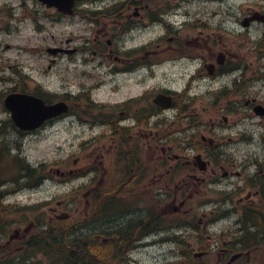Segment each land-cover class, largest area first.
Instances as JSON below:
<instances>
[{"label": "flooded vegetation", "instance_id": "af4514ba", "mask_svg": "<svg viewBox=\"0 0 264 264\" xmlns=\"http://www.w3.org/2000/svg\"><path fill=\"white\" fill-rule=\"evenodd\" d=\"M215 3L218 1L79 0L74 8L76 22L94 32V52L104 61L97 73L105 80L94 87L82 84L80 92H70V116L90 132L84 145L81 143L89 160L74 172L100 173V179L89 182L87 202L94 200L92 190L101 188L106 203L100 222L95 215L90 218L87 232L93 242L86 238L81 250L140 252L151 244L144 242V233L155 237L166 227L156 225L155 215L146 220L136 213L110 214L108 203L123 197L125 190L132 198L143 195L155 202L153 190L174 188L180 190L176 198L185 194L182 200L194 202L199 184L200 192L204 183H215L224 190L225 180L233 177L231 185L236 187L230 188L229 195L225 193L224 202L217 201L231 205L230 212L238 215L245 207L254 215L257 210L259 222L264 220V169L262 174L257 170L264 164L244 173V168L251 167L245 160L240 170L235 164L236 170H230L222 160L233 156L230 148L251 138L246 126L237 124L242 119L248 125L256 99L247 89L252 63H247L246 50L241 54L238 47L241 42L245 46L248 39L252 13L245 12L239 24L246 22L248 27L238 32L236 7ZM142 29L159 32L146 44H135L134 31ZM238 57L243 63H237ZM104 85L110 89L108 96L101 90ZM243 154L252 156L249 151ZM140 189L150 192L138 193ZM215 200L202 198L197 204ZM254 215H250L251 221L256 219ZM146 221L148 225L140 227ZM131 222L136 225L132 235L124 237L123 227L127 230ZM163 224L171 229L166 221ZM32 227L34 224L15 230L11 238L40 234ZM216 248L224 256L235 250ZM239 251V259L244 260L246 252Z\"/></svg>", "mask_w": 264, "mask_h": 264}, {"label": "rangeland", "instance_id": "374dc122", "mask_svg": "<svg viewBox=\"0 0 264 264\" xmlns=\"http://www.w3.org/2000/svg\"><path fill=\"white\" fill-rule=\"evenodd\" d=\"M260 1L264 6V0H232V4L236 6L242 5H256V2ZM32 5V3H30ZM6 5L8 12L4 13L2 10L0 12V126L3 127L2 134H0V144L5 142L9 149H13L12 154L20 153L22 157L25 158V161L30 163L32 166H41L44 165L45 174L50 175L43 183L38 186L32 187L30 189H23L16 197L18 200H15L14 195L9 197L13 203H18V205H28V209L18 208V212L26 214V211H33L35 215L32 218L36 217L48 221L49 216L47 214L40 215L38 214L41 211L47 210L50 206H55L58 200H64L63 207L60 208L58 213L60 214L63 211H69V208L73 210L77 205L79 208L73 211L74 218L66 222L64 226L71 225L74 220L84 219L85 212V202L78 199L77 203L73 205L71 200V193L74 185H77L78 182L84 181L83 179L69 181V182H60L57 179L55 168H69L72 166L73 158H69V155L74 150V147L69 145V139L72 136L74 139V132L70 126L69 120L61 122L59 124L52 125L46 129H42L38 134H30L25 138L24 141L21 140L20 136L17 137L16 133H13L12 126L10 127L8 120L11 117L10 112L2 107L1 102H3L5 95L8 93L11 87L16 85H21L25 89L36 87V83H40L44 88L49 91L58 92L59 95L70 91L73 89L76 82V74L80 75L82 70H86L84 63L81 64V56L77 54V61H73V55L69 53H61L54 55L48 51V48L58 46L63 48H70L74 45H79L80 41L74 39L77 35L76 33H81L82 31L78 30L77 24L71 23L70 21L63 22L62 25H53L51 21L40 18L41 22H36L34 17L31 15L32 11H40L39 7H23L21 5V0H0V6ZM41 6V5H39ZM36 8L38 10H36ZM238 15L241 14V9L235 10ZM42 12V11H41ZM30 14V15H29ZM39 20V19H38ZM258 25H254L251 29V42H248L247 46L242 45V50H246L250 55H252V74L250 77V83L247 84L248 91L252 94H256L260 97H264V75L260 74V71H264V33L263 30L259 29ZM145 38L149 36L148 33L142 34ZM141 36V37H143ZM261 65V67H259ZM87 71V70H86ZM21 75H28L29 78H21ZM254 115L256 117L251 116ZM251 120L257 119V121H263V124L258 125L254 128V134L251 138L246 140L245 144L237 143L236 148H230L229 151L232 154V157L222 158L226 160V165L230 166V170L235 168L240 170L243 160L246 161V164H250L251 167H246L242 171H255L258 167V163L264 164V118L260 119L259 115L257 117L256 113L252 110L248 116ZM79 133H82L81 128L78 129ZM76 137V136H75ZM78 138V137H76ZM77 148V147H76ZM75 148V149H76ZM244 151H249L252 153L251 157H247V154L244 155ZM249 155V154H248ZM11 159V158H10ZM60 160L58 164L56 161ZM258 161V162H257ZM234 169V170H236ZM262 169L264 166L258 167L257 170L262 174ZM0 171L4 173L5 178L9 179L14 174L18 173V167L8 160L4 159L0 163ZM41 174L36 172L35 175ZM234 181V178L231 177L229 180H225L224 190H220L215 183L209 185L205 184L202 187L200 192L199 184L197 186V194L193 196L195 201H188L181 205L180 200L185 197H178L176 201L172 200V197L167 196L166 191L162 190V193H158V197L165 198V201H158L155 205L145 206L149 204V201L142 198L140 207L134 208L136 210V215L141 217L144 216V219H150L156 216V219L163 220L165 213L170 211L177 212V217L172 219V224H182L178 228H174V232L181 234L182 232L187 234L188 243H184L183 246L188 244V248H195L196 250L199 247H208L211 249L213 246H217L221 243V234L222 241L227 246H232L236 248L235 245L238 243L242 244L243 240L246 242L258 240V235L256 231L261 228L264 224L259 220L248 222L242 226L237 225L238 215L237 212H229L227 217L222 219L220 223L214 225H206L204 221L207 219L216 218L223 209H230L231 205H222L217 199H223L226 197L228 192H231L236 187L231 185ZM10 189L9 181L0 189V192H4ZM172 191L176 194L180 193V190H175L172 188ZM247 191V190H246ZM81 196L84 190H81ZM138 193L148 194L149 190L140 189L137 190ZM73 194V193H72ZM132 195L126 190L124 192V197L129 199ZM169 197V198H167ZM211 197L216 199L214 202H210L205 205H199V202L202 198ZM7 198V199H9ZM5 199V202H7ZM48 201V203L39 205L43 202ZM223 201V200H222ZM224 202V201H223ZM228 204V202L226 203ZM175 207V208H174ZM169 208H174L169 210ZM118 209V213H132L133 207L128 205L116 206L114 205V210ZM149 209L152 210V214H149ZM97 218H103L97 217ZM251 221V222H250ZM161 223V221H158ZM87 223L77 227L81 229ZM143 224L148 225V221L145 223L142 222L140 227ZM188 228V229H187ZM236 229H241V233H234ZM4 231L0 233V241L5 242L8 238L9 233L7 231L10 227L7 224H4ZM223 229L225 232H220ZM261 244L264 246L263 241ZM156 247L150 248V251L153 254L145 255L143 253V258L145 264H148L149 261H153L151 257L156 256L158 262H165L166 252L169 256V259H174L172 253H169L170 246L165 245H155ZM2 249L3 245H0ZM248 248H246L247 250ZM1 250V249H0ZM65 251V249H62ZM145 251V250H144ZM258 258L257 264H264V253L260 250L254 252ZM124 253H112L107 257V262L111 261L113 264H118L119 261L116 259L121 256L124 264L126 260L124 258ZM222 257V252L219 251L214 254V261L219 260V256ZM44 254L38 253L37 258L41 264H49L48 261L43 258ZM213 257L212 255H210ZM99 259L105 257L104 254L98 256ZM137 257V255H136ZM2 254H0V264H3ZM204 261H210V258L204 257L198 261L194 258L189 257L188 263H198L202 264ZM212 262V263H213ZM169 263V261L167 262ZM238 264H244L238 263Z\"/></svg>", "mask_w": 264, "mask_h": 264}, {"label": "bare ground", "instance_id": "6f19581e", "mask_svg": "<svg viewBox=\"0 0 264 264\" xmlns=\"http://www.w3.org/2000/svg\"><path fill=\"white\" fill-rule=\"evenodd\" d=\"M103 124H105V123L103 122ZM80 127H81L80 125L72 126V130H73L74 134L78 132V129H80ZM103 127L105 128L106 126L103 125ZM23 166H24V164H20L19 168H23ZM27 166H29V164ZM18 184H19V186L17 187V189L11 188L0 196L2 198V201H5V199H7L13 195L15 197L17 194H19L25 188L30 189L32 187L38 186L40 184V181H39V178H37V176L33 175V176L28 177V178H23L22 181H20ZM9 199H11V198H9ZM9 199H7V200H9ZM11 204L12 203H9V202L5 203V208ZM4 209H3V211H4ZM2 218H3V215L0 216V223H1ZM135 226H136L135 223L131 222L128 224L127 230L125 229V227H123V231H124L123 236L129 238L132 235L131 231L135 228ZM142 238H143L144 242L152 243L154 237H153V235H150L149 233H144L142 235ZM38 240H40V237H38ZM60 244H61V241L58 237L51 235V234H47L43 239H41V243H39L38 246H39V248L51 249V250H55V251L59 252ZM79 245L81 248H84V244L82 242H79ZM71 256L73 259H76V260L82 259V255L78 254L77 252H72ZM28 257H29V260H28V263H29V261H31V255H29ZM91 264H98V263L93 262Z\"/></svg>", "mask_w": 264, "mask_h": 264}, {"label": "water", "instance_id": "95a60500", "mask_svg": "<svg viewBox=\"0 0 264 264\" xmlns=\"http://www.w3.org/2000/svg\"><path fill=\"white\" fill-rule=\"evenodd\" d=\"M44 1L50 5L58 4V0H44ZM11 97H13L14 99L13 100L7 99L6 104L13 111L14 119L21 127L38 126V124L43 120L44 114L41 111H37V110H42L44 113H47L48 115H53L57 113V111L55 110L62 109L60 105H54L47 107L51 110H45V109L43 110L42 108L45 106L41 104L40 100L27 95L17 94ZM29 114H31V116H28Z\"/></svg>", "mask_w": 264, "mask_h": 264}, {"label": "trees", "instance_id": "16d2710c", "mask_svg": "<svg viewBox=\"0 0 264 264\" xmlns=\"http://www.w3.org/2000/svg\"><path fill=\"white\" fill-rule=\"evenodd\" d=\"M61 246H59V248H60ZM49 250H51V249H49ZM61 252H63V253H65L66 254V257L68 258V260H69V262H72V256H71V253L69 252V251H63L62 249L60 250ZM49 252V251H48ZM49 254H51L50 252L49 253H47V255L49 256ZM82 260H84V257L82 256Z\"/></svg>", "mask_w": 264, "mask_h": 264}]
</instances>
